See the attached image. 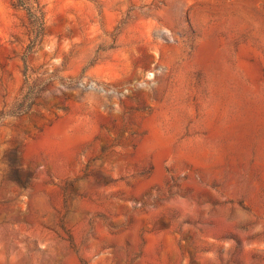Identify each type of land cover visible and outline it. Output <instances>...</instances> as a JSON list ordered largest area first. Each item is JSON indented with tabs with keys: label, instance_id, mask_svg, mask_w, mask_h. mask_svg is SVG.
I'll return each instance as SVG.
<instances>
[{
	"label": "rangeland",
	"instance_id": "rangeland-1",
	"mask_svg": "<svg viewBox=\"0 0 264 264\" xmlns=\"http://www.w3.org/2000/svg\"><path fill=\"white\" fill-rule=\"evenodd\" d=\"M0 0V264H264V0Z\"/></svg>",
	"mask_w": 264,
	"mask_h": 264
},
{
	"label": "trees",
	"instance_id": "trees-1",
	"mask_svg": "<svg viewBox=\"0 0 264 264\" xmlns=\"http://www.w3.org/2000/svg\"><path fill=\"white\" fill-rule=\"evenodd\" d=\"M26 3L27 2L25 0L12 1V5L14 7H22L28 12V15L30 16V20L32 19L34 25H36L35 31L37 33V36H40L42 34V29L44 24L43 14L39 8L34 7L33 5H28Z\"/></svg>",
	"mask_w": 264,
	"mask_h": 264
}]
</instances>
